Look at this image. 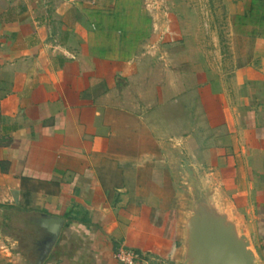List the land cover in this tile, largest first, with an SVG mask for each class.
Here are the masks:
<instances>
[{"label": "crops", "instance_id": "obj_1", "mask_svg": "<svg viewBox=\"0 0 264 264\" xmlns=\"http://www.w3.org/2000/svg\"><path fill=\"white\" fill-rule=\"evenodd\" d=\"M169 5L161 33L141 0H0V264H36L40 214L43 264H177L194 180L264 264V37L225 62Z\"/></svg>", "mask_w": 264, "mask_h": 264}, {"label": "water", "instance_id": "obj_2", "mask_svg": "<svg viewBox=\"0 0 264 264\" xmlns=\"http://www.w3.org/2000/svg\"><path fill=\"white\" fill-rule=\"evenodd\" d=\"M180 251L177 264H260L253 244L226 205H218L214 192L194 180L181 204ZM30 224L43 232L38 240L36 264H43L60 236L64 220L47 214Z\"/></svg>", "mask_w": 264, "mask_h": 264}, {"label": "rangeland", "instance_id": "obj_3", "mask_svg": "<svg viewBox=\"0 0 264 264\" xmlns=\"http://www.w3.org/2000/svg\"><path fill=\"white\" fill-rule=\"evenodd\" d=\"M183 6L176 12L178 23L176 29L182 34L205 37L201 45L209 51H218L225 62H242L254 47L257 37L251 25H237V16L246 11L245 0H176ZM148 13L159 24L162 33L168 21L169 7L173 0H141ZM170 6V5H169ZM166 26V25H165ZM200 39V38H199ZM235 57V58H234Z\"/></svg>", "mask_w": 264, "mask_h": 264}, {"label": "trees", "instance_id": "obj_4", "mask_svg": "<svg viewBox=\"0 0 264 264\" xmlns=\"http://www.w3.org/2000/svg\"><path fill=\"white\" fill-rule=\"evenodd\" d=\"M246 11L243 15L237 16V25L254 27V34L257 37H264V0H245ZM1 206V205H0ZM139 252V251H138Z\"/></svg>", "mask_w": 264, "mask_h": 264}, {"label": "built area", "instance_id": "obj_5", "mask_svg": "<svg viewBox=\"0 0 264 264\" xmlns=\"http://www.w3.org/2000/svg\"><path fill=\"white\" fill-rule=\"evenodd\" d=\"M3 248L9 250L6 245H3ZM115 258L119 264H149V261L141 252L130 249L124 244L119 245Z\"/></svg>", "mask_w": 264, "mask_h": 264}]
</instances>
